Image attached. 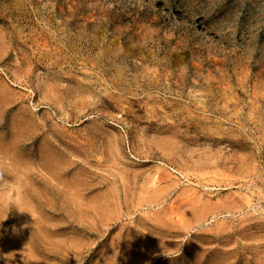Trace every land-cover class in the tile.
<instances>
[{"label": "rangeland", "instance_id": "1", "mask_svg": "<svg viewBox=\"0 0 264 264\" xmlns=\"http://www.w3.org/2000/svg\"><path fill=\"white\" fill-rule=\"evenodd\" d=\"M0 264H264V0H0Z\"/></svg>", "mask_w": 264, "mask_h": 264}]
</instances>
